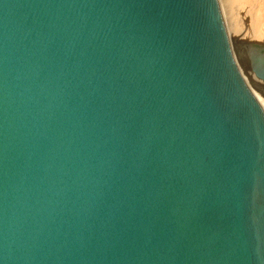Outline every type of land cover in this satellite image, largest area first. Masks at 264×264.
<instances>
[{
  "label": "water",
  "instance_id": "water-1",
  "mask_svg": "<svg viewBox=\"0 0 264 264\" xmlns=\"http://www.w3.org/2000/svg\"><path fill=\"white\" fill-rule=\"evenodd\" d=\"M0 264H264V110L217 0H0Z\"/></svg>",
  "mask_w": 264,
  "mask_h": 264
},
{
  "label": "bare ground",
  "instance_id": "bare-ground-1",
  "mask_svg": "<svg viewBox=\"0 0 264 264\" xmlns=\"http://www.w3.org/2000/svg\"><path fill=\"white\" fill-rule=\"evenodd\" d=\"M218 1V4H219V6H220V9H221V11H222V16H223V19L226 17L227 18V16H225V14L227 15V13L228 14H230L229 12V8L230 7H228V5L230 4L229 2H228V0H217ZM231 1H233V2H236L237 4H236V6H237V8L239 9V13H242V15H244L245 16V18L244 17H242L243 18V20L245 21V28L243 29V30H240L239 28V32L240 31H242L243 33L241 34V35H239L240 37L241 36H244L245 35V37H246V35H247V37H249L248 39H252L253 41H260L262 44H264V0H230V2ZM232 6H233V4H232ZM235 6V5H234ZM235 6V7H236ZM234 7V8H235ZM232 8V7H231ZM232 10V9H231ZM234 11V10H233ZM232 12V11H231ZM241 15V16H242ZM225 18V19H226ZM228 19V18H227ZM240 27V26H239ZM228 28V27H227ZM241 28V27H240ZM236 29V28H235ZM227 32H228V37L230 36V38L232 37V35L233 34H231V33H229L230 31L229 30H227ZM236 32H237V30H236ZM235 32V33H236ZM234 33V34H235ZM238 33V32H237ZM235 36V35H234ZM239 37V38H240ZM229 38V39H230ZM238 38V37H237ZM237 38H235V39H237ZM238 38V39H239ZM234 39V38H233ZM232 39V40H233ZM241 40L242 39H244V38H240ZM239 39V40H240ZM247 40V39H246ZM251 40V41H252ZM234 41V40H233ZM249 44H250V42H249ZM246 48V47H245ZM244 49V48H243ZM238 50V52H240L241 53V50H242V47H241V49L240 48H238L237 49ZM233 52V51H232ZM236 52V51H235ZM239 53V54H240ZM236 55V54H235ZM235 55H234V59H235V62H236V66H237V68H238V70H239V72H240V74L242 75V77H243V79L245 80V82L248 84V86L250 87V89L252 90V89H254L253 87L251 88V82H250V79H249V77H248V75H247V73H246V71H245V69H244V64H243V62H242V60L240 59V58H242V56H239V55H236V57H235ZM240 58H239V57ZM238 58V59H237ZM237 60H239V61H237ZM241 66V67H240ZM243 73H245L244 75H243ZM247 76V79L245 78L246 76ZM245 76V77H244ZM253 92H254V94H256L255 92H257L256 90H252ZM256 96V98L259 96V94H258V96L257 95H255ZM261 97V100H262V96H259L257 99H258V101H261V100H259V98ZM263 99H264V97H263ZM264 101V100H263ZM263 101H261V102H263ZM260 102V103H261ZM262 104H264V103H262ZM262 106V105H261ZM262 108H263V110H264V107L262 106Z\"/></svg>",
  "mask_w": 264,
  "mask_h": 264
},
{
  "label": "rangeland",
  "instance_id": "rangeland-1",
  "mask_svg": "<svg viewBox=\"0 0 264 264\" xmlns=\"http://www.w3.org/2000/svg\"><path fill=\"white\" fill-rule=\"evenodd\" d=\"M228 2L230 3L229 5H228V7H230L229 8V13L230 14H228L227 13V15L225 14V16H227V18L225 19L224 18V23H225V25H226V29L227 30H229L230 32L229 33H231V34H233L232 35V37L230 38V36H229V38H230V42H231V44H232V51H233V54L235 55H239V56H241V53L240 52H238V48H240L241 49V47H242V49L244 48V50H252V51H259V52H262V53H264V44H262L260 41H253L252 39V41L250 40V39H248L249 37H247V35H246V37H245V35L244 36H239V35H241L243 32L242 31H240L239 32V29L240 30H243L244 28H245V21L243 20V18L242 17H244L245 18V16L244 15H242V13H239L238 11H239V9L237 8V6H236V2H233V1H231L230 2V0H228ZM232 4H233V6H232ZM236 7H235V6ZM232 7V8H231ZM235 7V8H234ZM232 9V10H231ZM234 10V11H233ZM232 11V12H231ZM242 15V16H241ZM241 28H240V27ZM228 27V28H227ZM236 28V29H235ZM239 28V29H238ZM236 30H237V32H236ZM236 32V33H235ZM235 33V34H234ZM235 35V36H234ZM240 37V38H244V39H238V38ZM234 38V39H233ZM235 38H237V39H235ZM234 41H233V40ZM247 39V40H246ZM249 42H250V44H249ZM246 47V48H245ZM236 51V52H235ZM240 53V54H239ZM236 55H235V57H236ZM238 56V57H239ZM240 58V57H239ZM238 59V58H237ZM241 60H242V58H240ZM237 61H239V60H237ZM242 62H243V60H242ZM241 67V66H240ZM245 69V68H244ZM245 73H243V75H244ZM246 76V75H245ZM244 76V77H245ZM246 79H247V76L245 77ZM251 88H252V85H251ZM252 90H255V89H252ZM256 94L255 95H257L258 96V92H255ZM259 96H261L260 94H259ZM258 96V97H259ZM257 97V98H258ZM263 97L264 96H262V100H261V97L259 98V100H261V101H263L264 99H263ZM261 101H259V102H261ZM262 103H264V101L263 102H261L260 104L264 107V104H262Z\"/></svg>",
  "mask_w": 264,
  "mask_h": 264
}]
</instances>
